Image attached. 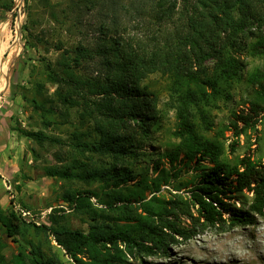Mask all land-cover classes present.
Listing matches in <instances>:
<instances>
[{"label": "trees", "instance_id": "trees-1", "mask_svg": "<svg viewBox=\"0 0 264 264\" xmlns=\"http://www.w3.org/2000/svg\"><path fill=\"white\" fill-rule=\"evenodd\" d=\"M121 1L43 0L56 23L75 27L94 10L101 11L104 18L110 16L111 21L101 23L90 45L78 42L65 48L62 42H56L53 47L59 52L57 59H44L46 80L54 86L52 97H44L43 87L38 84L41 101L27 100L43 116L58 113L65 118L68 109L77 108L79 119L91 123V134H72V148L80 156L89 153L112 162L97 165L73 158V163L51 168L47 173L64 181L79 180L88 185L98 182L107 198L103 204L118 210L121 216L108 219L92 210L90 198L97 194L87 189L66 188L60 195L70 207L90 209L93 216L87 230L60 225L54 213L49 214L53 226L37 225L14 208L0 205V264H57L32 242L30 231L34 236H52L74 264H132L127 259L130 257L138 264H151L145 258L165 253L167 237L175 242L174 235L185 239L192 236V231L167 219L170 208L165 200L152 195L160 190L161 183L169 184L171 178L188 168L195 176L189 182L186 202H169L180 211H186L190 204L196 215H183L200 223V227L223 230L225 226L253 225L257 218H264V160L245 155L232 165L222 161L221 146L201 136L190 115L192 106L205 98L208 90L218 95L220 81L239 79V37H252L254 40L247 45L249 53L264 56V32L259 30L264 25V0H132L135 16L147 13L150 25L157 28L154 39L144 40L121 32L126 25L120 28L116 15L121 8L127 9ZM12 4L13 0H0V11L10 12ZM7 30L12 43L16 31ZM95 59L98 70L91 76L86 64ZM155 73L171 80L177 120L174 136L180 141L159 154L166 166L159 159L152 160L149 169L157 173L153 177L148 170L135 173L126 161L136 159L138 153L150 155L140 145L158 126L157 100L141 82ZM263 81V72L251 74L249 82L257 86L253 98L248 107L232 112L227 125L234 136L259 123L264 113ZM16 131L38 145L56 142L43 132ZM234 145H230L231 151ZM147 191L152 195L148 200ZM133 204L142 213L133 214ZM9 241L16 244V249L7 259L4 251Z\"/></svg>", "mask_w": 264, "mask_h": 264}, {"label": "rangeland", "instance_id": "rangeland-1", "mask_svg": "<svg viewBox=\"0 0 264 264\" xmlns=\"http://www.w3.org/2000/svg\"><path fill=\"white\" fill-rule=\"evenodd\" d=\"M49 1L56 3L59 0ZM131 1L122 0L121 4L127 9L121 8L116 15L118 24H121L120 28L126 25L125 30L122 29L121 32L135 39H154V31L157 28L150 25L147 13H143L142 17L135 16V5L131 6ZM58 11L60 12V8ZM100 12H90L82 18L80 25L72 27L53 21L43 5V0H13L10 12L0 11V205L3 208H14L26 220L37 225L53 226L49 214L54 213L60 225L72 230H87L90 215L92 217L93 214L90 209L70 207L65 203L60 195L66 188L92 190L97 194L90 198L92 210L108 219L121 216L118 210L113 211L103 204L107 198L103 195L104 191L101 192L98 182L88 185L79 180L64 181L50 177L47 173L51 168L73 163V158L87 163L93 161L97 165L112 162L107 157L89 153L80 156L72 148V134H91V123L79 119L77 108L68 109V116L65 118L58 113H44L43 116L27 103V100L32 98L41 101L37 92L38 84L43 87L44 97H52L54 86L46 80L44 59L50 62L57 59L59 52L53 47L54 44L60 41L65 48L78 42L92 44L101 23L110 24L111 21L110 16L104 18ZM7 27L10 31H16L12 43H9ZM23 28L28 30L25 32ZM259 30L264 32V25ZM253 40L246 35L238 38L240 44L236 48V55L242 64L239 79L230 83L220 81L217 84L218 95H212L208 90L207 96L191 108V119L200 135L220 145L221 160L231 165L245 155L264 160V113L254 128L247 129L239 136H234L231 129L227 128L232 112L245 109L253 98L257 86L249 82L251 74L264 73V56H253L247 49V45ZM14 57L13 67L7 74L8 63ZM97 60L95 59V63L86 64V71L91 76L98 70ZM206 64L212 65L210 62ZM7 75L8 86L2 91ZM141 86L156 97L158 126L150 131L148 139L140 145L150 155L139 151L142 153H138L136 159H128L126 164H132L131 168L135 173H145L148 170L149 176L155 177L157 173L149 169L152 160L159 159L161 165L166 166L165 161L163 163L162 158H158L159 154L173 149L180 141L174 136L177 124L176 102L170 90L171 80L168 76L151 74L141 82ZM16 128L43 132L56 142L47 141L38 145L21 136ZM232 143L235 144L234 151L230 148ZM194 176L191 168L183 169L178 177L171 178L169 184L161 183L160 190L152 194L165 200L166 206L170 208L171 213L167 219L192 231V236L185 239L174 235L175 242L167 237L166 252L160 251L145 260L151 264H264V218H257L253 225L225 226L223 230H217L202 228L200 223L190 220L187 215L184 216L183 214L188 212L196 215L190 204L186 211L172 207L175 205L169 200L186 202L188 189L191 187L189 182ZM145 195L146 200L152 196L148 191ZM235 203L238 206V203ZM132 213L136 215L142 211L133 204ZM30 236L32 242L39 244L46 256L57 260V264H74L56 245L52 236H34L32 231ZM8 243L9 246L4 251L7 259L16 249L15 243ZM246 254L251 263L242 260V255ZM127 259L132 264H138L133 257Z\"/></svg>", "mask_w": 264, "mask_h": 264}, {"label": "water", "instance_id": "water-1", "mask_svg": "<svg viewBox=\"0 0 264 264\" xmlns=\"http://www.w3.org/2000/svg\"><path fill=\"white\" fill-rule=\"evenodd\" d=\"M17 34L19 35V33H17ZM14 61H15V57L12 58V60L9 61L8 66H7V74H8V72L12 69L13 64H14ZM8 79H9V78H8V75H7V76L5 77V85H4L2 91H5L6 88H7V86H8ZM0 97H1V92H0Z\"/></svg>", "mask_w": 264, "mask_h": 264}, {"label": "bare ground", "instance_id": "bare-ground-1", "mask_svg": "<svg viewBox=\"0 0 264 264\" xmlns=\"http://www.w3.org/2000/svg\"><path fill=\"white\" fill-rule=\"evenodd\" d=\"M229 243H230V242H229ZM224 244H225V243H224ZM225 245H226V244H225ZM230 245H231V244H230ZM227 246H228V245H227ZM230 247H231V246H230ZM230 247H229V248H230ZM236 248H237V247H236ZM227 249H228V248H227ZM230 249H232V247H231ZM242 251H243V250H242ZM224 252H226V251H224ZM236 252H238V251H236ZM222 253H223V251H222ZM229 253H230V252H229ZM233 253H234V252H233ZM241 253L243 254V252H241ZM225 254H226V253H225ZM231 254H232V253H231ZM237 254H238V253H237ZM239 254H240V253H239ZM227 255H228V254H227ZM227 255H226V256H227ZM229 255H230V254H229ZM233 255H234V254H233ZM235 255H236V254H235ZM256 255H257V254H256ZM262 255H263V254H262ZM237 256H238V255H237ZM242 256L244 257V258H242V260H244V261L246 260V261H245L246 263H251V259L248 257L247 254H246V255H242ZM224 257H225V256H224ZM230 257L232 258L233 256H230ZM238 257H239V256H238ZM238 257H237V258H238ZM239 258H240V257H239ZM262 258H263V257H262ZM258 259H259V258H258ZM227 260H228V259H227ZM229 260H230V259H229ZM233 260H234V259H233ZM233 260H232V261H233ZM235 260H236V259H235ZM236 261H237V260H236ZM240 261H241V260H240ZM244 261H243V262H244ZM257 261H258V260H257ZM260 261H261V260H260ZM233 262H234V261H233ZM241 262H242V261H241ZM258 264H259V263H258Z\"/></svg>", "mask_w": 264, "mask_h": 264}, {"label": "crops", "instance_id": "crops-1", "mask_svg": "<svg viewBox=\"0 0 264 264\" xmlns=\"http://www.w3.org/2000/svg\"><path fill=\"white\" fill-rule=\"evenodd\" d=\"M2 37H4V36L2 35Z\"/></svg>", "mask_w": 264, "mask_h": 264}]
</instances>
